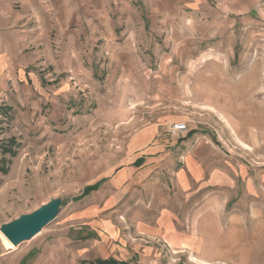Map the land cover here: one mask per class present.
Masks as SVG:
<instances>
[{"label":"rangeland","instance_id":"1","mask_svg":"<svg viewBox=\"0 0 264 264\" xmlns=\"http://www.w3.org/2000/svg\"><path fill=\"white\" fill-rule=\"evenodd\" d=\"M245 6L250 22L231 42L209 45L214 51L201 45L162 67L164 52L117 51L113 62L97 46L82 53L75 66L81 72L66 65L56 78L43 65L33 67L35 77L70 85L43 101L37 114L25 113L37 104L27 91L32 85L0 102V226L62 200L53 222L14 247L27 254L19 264L63 239L94 162L98 171L140 157L130 151L132 135L163 119L167 128L185 119L184 135L208 141L220 157L210 160L223 172L222 186L173 200L191 235L174 264H264V0Z\"/></svg>","mask_w":264,"mask_h":264},{"label":"crops","instance_id":"2","mask_svg":"<svg viewBox=\"0 0 264 264\" xmlns=\"http://www.w3.org/2000/svg\"><path fill=\"white\" fill-rule=\"evenodd\" d=\"M255 3L257 0H0V102L9 100L11 90L32 85L27 91L34 92L37 104L26 107L25 113L37 114L43 101L61 96L70 85L61 80L55 86L47 75L35 77L33 67L43 65L56 78L70 65L81 72L75 66L82 53L95 51L97 46L108 51L113 62L117 51L164 52L159 63L162 66L167 61L166 67L174 59L200 50L201 45L214 51L209 45L231 42L240 25L250 22L251 8L245 5ZM167 121L135 131L130 151L141 153L140 157L122 159L98 171L94 162L86 188H96L83 196L82 205L68 217V232L25 264H92L108 259L124 264H174L182 254L178 252L189 247L191 235L182 230L184 221L178 219L173 200L222 186L223 172L220 163L210 160L220 157L208 141L195 133L172 137ZM163 131L170 138L159 136ZM171 153L179 158L168 159ZM0 246V264H19L27 257L17 249Z\"/></svg>","mask_w":264,"mask_h":264},{"label":"water","instance_id":"3","mask_svg":"<svg viewBox=\"0 0 264 264\" xmlns=\"http://www.w3.org/2000/svg\"><path fill=\"white\" fill-rule=\"evenodd\" d=\"M62 200L52 199L31 213L23 214L16 220L0 226V234L13 247L32 240L48 224L53 222L61 209Z\"/></svg>","mask_w":264,"mask_h":264},{"label":"built area","instance_id":"4","mask_svg":"<svg viewBox=\"0 0 264 264\" xmlns=\"http://www.w3.org/2000/svg\"><path fill=\"white\" fill-rule=\"evenodd\" d=\"M188 132L187 125L185 123L177 122L172 123L168 128V133L172 137H177Z\"/></svg>","mask_w":264,"mask_h":264},{"label":"trees","instance_id":"5","mask_svg":"<svg viewBox=\"0 0 264 264\" xmlns=\"http://www.w3.org/2000/svg\"><path fill=\"white\" fill-rule=\"evenodd\" d=\"M96 187H91V188H86V190L83 193V196H86L90 191L94 190ZM92 264H124V263H119L113 259H108V260H96Z\"/></svg>","mask_w":264,"mask_h":264},{"label":"bare ground","instance_id":"6","mask_svg":"<svg viewBox=\"0 0 264 264\" xmlns=\"http://www.w3.org/2000/svg\"><path fill=\"white\" fill-rule=\"evenodd\" d=\"M0 240H1V244L3 246L4 249L6 250H13L14 247L11 245V243H9L4 237L3 235L0 234Z\"/></svg>","mask_w":264,"mask_h":264}]
</instances>
